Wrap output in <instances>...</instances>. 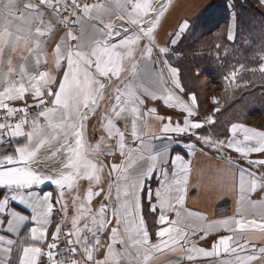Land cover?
<instances>
[{"label":"snow or ice","instance_id":"1","mask_svg":"<svg viewBox=\"0 0 264 264\" xmlns=\"http://www.w3.org/2000/svg\"><path fill=\"white\" fill-rule=\"evenodd\" d=\"M255 6L264 10V0ZM170 7L0 0V264H152L165 251L174 264H264V130L233 122L215 133L216 98L212 114L197 118V95L170 60L193 21L178 20L161 43ZM228 7L223 31L235 42V0ZM259 58L255 68L233 66L225 90L247 87L245 72L264 75ZM146 99L173 111L158 114ZM197 143L228 166L233 215L210 220L186 207L191 161L174 146L191 155ZM45 182L55 199L39 191Z\"/></svg>","mask_w":264,"mask_h":264},{"label":"trees","instance_id":"2","mask_svg":"<svg viewBox=\"0 0 264 264\" xmlns=\"http://www.w3.org/2000/svg\"><path fill=\"white\" fill-rule=\"evenodd\" d=\"M228 2L232 0H220L197 15L192 20V31L176 46L179 56L171 57V62L180 69L182 82L189 92H194L189 88L195 87V84H202L208 98L215 89L213 94L219 102L221 100L223 107L215 113L217 123L214 128L215 133L221 136L226 134L227 127L233 122H243L264 130V75L245 72L242 75L244 80L249 81L247 87L227 91L224 79L233 66L243 63L248 68H255L261 63L259 57L264 54V10L255 6L256 0H235L239 29L235 42H229L226 31H223L232 11ZM217 33L221 35L218 37ZM217 43L221 44L219 50L215 47ZM202 76H205L204 84L200 83ZM199 110L203 116L211 114L209 110L206 114L200 107Z\"/></svg>","mask_w":264,"mask_h":264},{"label":"crops","instance_id":"3","mask_svg":"<svg viewBox=\"0 0 264 264\" xmlns=\"http://www.w3.org/2000/svg\"><path fill=\"white\" fill-rule=\"evenodd\" d=\"M220 0H171V7L166 13V18L162 20V27L159 29V41L163 43L173 31V28L178 20L181 18H189L193 20L203 10L210 8L207 7L209 3L214 6ZM211 6V7H212ZM60 33H57V36ZM52 50L53 47L48 48V62L49 67L52 65ZM171 60V58H170ZM13 63H16V57H13ZM172 63V62H171ZM173 64V63H172ZM173 66H175L173 64ZM109 93H106L108 95ZM187 98V97H185ZM199 99V96L197 95ZM199 105V102H198ZM157 107L158 114L165 115L171 114L173 110H167L161 101L153 102L146 99V107ZM103 107V105H102ZM178 112L179 110H175ZM175 118V117H174ZM198 119H203V115L199 110ZM149 124L155 128H159V122L155 119L150 118ZM95 123V121H93ZM90 138L93 135L90 129ZM98 136V133H95ZM191 142V141H189ZM175 152L185 156L186 160L191 161V172L189 176V191L186 198V207L193 211H199L205 214L210 220L218 219L224 216L233 215L236 208V195L232 190L231 183L227 174V165L220 158L214 150L205 148L201 151V146L197 143V147L191 155H188V149L181 145L174 146ZM175 152L173 154H175ZM235 156V153H232ZM152 187L155 189L156 181L153 180ZM83 186L81 192L83 194L86 188V182H82ZM41 194L45 192H52L53 198L55 199L56 187L50 182H45L39 188ZM69 199V216L72 215L71 197L66 193ZM100 198H94V207H98L97 201ZM17 208L22 206L17 205ZM59 207L58 205L56 206ZM26 214H27V210ZM55 211V210H54ZM145 215L149 223V229L152 230L153 217L147 214V208H145ZM57 222V214L53 217V225ZM31 226V225H29ZM69 225H66V227ZM153 239L155 237L153 236ZM259 243V242H258ZM207 247L208 245H203ZM158 258L155 259L152 264H174L177 260V256L167 251L164 253L157 254Z\"/></svg>","mask_w":264,"mask_h":264},{"label":"rangeland","instance_id":"4","mask_svg":"<svg viewBox=\"0 0 264 264\" xmlns=\"http://www.w3.org/2000/svg\"><path fill=\"white\" fill-rule=\"evenodd\" d=\"M230 2L227 3V5H229ZM230 9V8H229ZM204 11V10H203ZM194 75V74H193ZM196 75V74H195ZM205 82V76H202L201 77V80H200V83H203L204 84ZM194 85V84H193ZM195 87H191L189 89L193 90L195 93H197V95L199 96V99H198V102H199V107L200 109L204 112V114H206V112L209 110V112H211L212 114V110L217 107V105H214L212 103V98H217V96L213 93H215V89H212V93L207 97L205 92H204V89L202 87V84L201 86H198L197 84L194 85ZM245 88V87H244ZM219 101V100H218ZM221 102V100H220ZM219 102V107L220 109L223 107L222 104ZM205 117V116H203ZM246 123H249L247 120H246Z\"/></svg>","mask_w":264,"mask_h":264},{"label":"built area","instance_id":"5","mask_svg":"<svg viewBox=\"0 0 264 264\" xmlns=\"http://www.w3.org/2000/svg\"><path fill=\"white\" fill-rule=\"evenodd\" d=\"M59 219H60V215L57 214V222L59 221Z\"/></svg>","mask_w":264,"mask_h":264}]
</instances>
